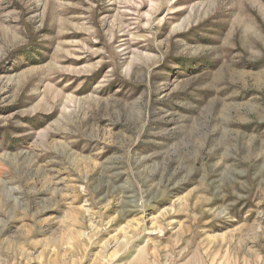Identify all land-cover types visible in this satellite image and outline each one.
<instances>
[{
    "label": "rangeland",
    "instance_id": "rangeland-1",
    "mask_svg": "<svg viewBox=\"0 0 264 264\" xmlns=\"http://www.w3.org/2000/svg\"><path fill=\"white\" fill-rule=\"evenodd\" d=\"M0 264H264V0H0Z\"/></svg>",
    "mask_w": 264,
    "mask_h": 264
}]
</instances>
